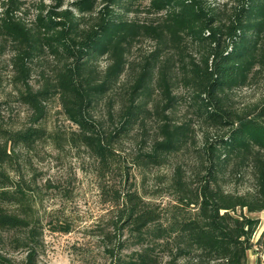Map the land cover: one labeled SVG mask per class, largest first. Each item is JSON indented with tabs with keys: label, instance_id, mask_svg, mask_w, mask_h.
Wrapping results in <instances>:
<instances>
[{
	"label": "trees",
	"instance_id": "trees-1",
	"mask_svg": "<svg viewBox=\"0 0 264 264\" xmlns=\"http://www.w3.org/2000/svg\"><path fill=\"white\" fill-rule=\"evenodd\" d=\"M54 1L49 6L40 0L28 23L18 15L24 0H0V36L14 44L13 65L23 86L19 96L34 110L33 121L43 116V102L58 96L65 116L76 126L68 141L88 149L105 173L116 161L121 138L154 113L156 136L136 161L162 164L191 137L190 122L176 123L167 113L176 103L175 63L171 57L162 60L161 54L170 48L181 61L194 113L222 130L198 149L200 170L193 179L176 166L170 182L173 202L166 209L137 191L112 190L117 221L105 238L113 245L107 250L114 264H161L164 255L165 264H247L260 221L251 214L264 211V102L238 111L231 94L264 65V0H233L227 10L206 0H149L148 13H163L149 23L125 17L141 0H73L69 7L63 0ZM140 37L154 39L159 47L126 85L117 123L104 127L92 110L118 81L128 48ZM188 43L196 47L197 58L185 51ZM45 53L56 60L55 69L34 90L28 82L29 63ZM103 56L110 62L100 72L97 61ZM156 92L160 101L151 105ZM43 137L41 127L12 130L0 125V264H40L42 224L30 189L14 180L8 168L13 165L12 146L32 145ZM244 168L252 172L253 188L228 190L227 175L240 177ZM117 231H125L126 237L118 238ZM256 243L264 246V231ZM131 245L138 248L120 254ZM18 250L24 252L22 258L10 255Z\"/></svg>",
	"mask_w": 264,
	"mask_h": 264
},
{
	"label": "rangeland",
	"instance_id": "rangeland-1",
	"mask_svg": "<svg viewBox=\"0 0 264 264\" xmlns=\"http://www.w3.org/2000/svg\"><path fill=\"white\" fill-rule=\"evenodd\" d=\"M39 1L24 0L18 15L31 23ZM42 1L49 6L55 3L54 0ZM63 1L64 7H69L73 0ZM148 3L149 0H141L139 5L134 6L135 10L125 13V17L145 23L158 21L163 13H148L145 10ZM206 3L216 9L227 10L233 0H206ZM158 47V43L149 37H140L132 42L126 53L127 64L123 73L92 110L94 118L104 127L117 123L126 85L141 68L145 58ZM185 51L195 58L198 56L192 44L188 43ZM173 52L174 49L168 48L161 54L162 60L171 57L175 63L172 68V89L176 103L167 113L176 123L190 122L188 144L160 165L139 164L136 155L148 151L156 136L158 118L151 113L121 138L116 148V161L107 172L102 173L97 159L88 149L68 141L76 126L65 116L58 96L44 101L43 116L33 121L34 110L19 96L23 86L17 81V70L13 65L14 44L0 36V125L12 130L41 127L45 131V137L32 145L20 143L12 146L13 165L8 168L14 180L30 189L35 215L42 224L40 264H114V256L107 250L113 245L105 238L106 232H113L112 222L117 221L116 208L111 202L112 190L137 191L145 200L166 209L173 202L170 182L176 166H181L188 179H193L200 170L198 149L205 139L217 138L222 130L206 124L194 113L190 106V90L182 79L181 61ZM109 62L107 56L99 58L98 70L104 71ZM55 65L56 60L49 53L29 63L28 82L34 90L42 86L46 77L53 75ZM257 69L246 86L232 92L234 109L247 110L254 104L264 102V65ZM159 99V92L154 93L151 105ZM253 184L250 168H244L240 177L230 174L225 180L228 190L240 193L251 190ZM116 235L120 239L126 237L125 231H117ZM137 248L128 246L120 254L127 255ZM10 255L20 259L24 252L18 250L10 252ZM161 261V264H165L167 256L164 255Z\"/></svg>",
	"mask_w": 264,
	"mask_h": 264
},
{
	"label": "crops",
	"instance_id": "crops-1",
	"mask_svg": "<svg viewBox=\"0 0 264 264\" xmlns=\"http://www.w3.org/2000/svg\"><path fill=\"white\" fill-rule=\"evenodd\" d=\"M261 212L255 213V215H253L255 217H258L260 221L259 227L253 237L254 246L248 251L247 264H258V260H260V264H264V246L259 248L256 243L262 231H264V214H262Z\"/></svg>",
	"mask_w": 264,
	"mask_h": 264
}]
</instances>
